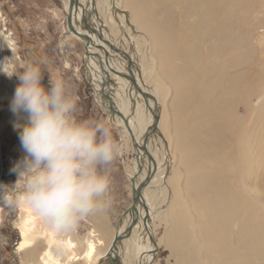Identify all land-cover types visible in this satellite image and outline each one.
Returning <instances> with one entry per match:
<instances>
[{"label":"rangeland","instance_id":"rangeland-1","mask_svg":"<svg viewBox=\"0 0 264 264\" xmlns=\"http://www.w3.org/2000/svg\"><path fill=\"white\" fill-rule=\"evenodd\" d=\"M205 1L213 9L223 31L228 35L236 34L239 42L225 48L223 55L215 61V72L208 75L211 77L208 86L200 92L197 86L201 78H193L192 68L183 61L185 52L182 51V56L178 54L182 41L178 37L180 26L173 0H134L136 8L128 2L125 4L127 9L134 10L143 27L144 21L148 23L157 39L160 37L161 50H166L163 76L173 89L162 100V124L169 137L174 171L179 173V195L187 205H181V214H193L191 224L194 232L200 223L195 211L210 203L214 205L232 198L241 202L239 197H243L245 206L253 205L260 217L264 215V0H250L247 4L238 0ZM162 6L165 11L161 14ZM67 13L63 0H0V53L3 54L0 65L9 75L22 70L27 62L39 65L44 73L42 83L45 86L49 77L53 80L63 78L69 90L78 97L76 118L106 122L112 127L114 137L122 138L126 144V150L110 166L111 206L104 212L85 217L70 235L60 234L64 238L69 235L81 245L83 257L85 241L91 231H96L104 242L98 253H103L110 243L118 220L131 205L130 184L134 182L135 185L134 171L139 163L128 138L109 122L106 112L97 102L92 83V90L88 85L84 45L64 37ZM166 15L172 22L167 23L166 18L163 19ZM132 27L135 25L126 19L123 35L127 38L129 30L133 36L140 35ZM212 42L221 44L217 37ZM201 43L203 48L208 41L202 38ZM124 45L117 46L120 55L137 67L139 64L136 58L133 59L134 50ZM4 73L0 72V75ZM11 79L15 89L19 81L15 76ZM231 82H240L241 94L230 105L219 106L221 90ZM8 83L9 79L3 76L0 81V184L3 185L16 182L17 175L11 170L24 155L19 133L14 128V123L23 121H18L10 110L12 90ZM257 105L263 108L256 114L254 108ZM197 168H202V173H192ZM210 185L220 187L216 194ZM9 191L5 189L0 194V202H6L0 213V264H23L22 255L17 250L21 212L14 200L9 202L6 199ZM195 205L198 209H192ZM169 227L170 223L165 218L161 225L155 221L149 229L155 244L151 255L154 264H174L165 240ZM101 231L104 234H100ZM58 255L59 252L54 251V256ZM58 258L61 260L64 256Z\"/></svg>","mask_w":264,"mask_h":264},{"label":"bare ground","instance_id":"bare-ground-1","mask_svg":"<svg viewBox=\"0 0 264 264\" xmlns=\"http://www.w3.org/2000/svg\"><path fill=\"white\" fill-rule=\"evenodd\" d=\"M77 1L75 9L74 0H63L70 14L68 23L78 33L66 32L64 37L84 45L88 75L97 102L106 112L109 122L128 138L138 155V158L134 156L139 165L134 171V176L138 172L135 185L134 182L130 184L131 203L132 190L139 193V198L134 209L127 210L118 220L103 253H98L104 246L103 239L96 231H91L85 241L83 257L80 254L81 245L68 237L70 233L65 238L53 234L31 209L19 205L21 214L17 250L22 255L23 264H74L79 261L84 264H154L151 255L155 244L149 229L155 221L161 225L165 218L170 223L165 240L174 264H264V215L260 217L253 205L245 206L243 197H239L241 202L232 198L214 205L210 203L201 209L197 205L192 206V209H198L195 213H198L197 222L200 221L196 232L191 224L193 214H181V205H187L179 195V173L174 171L169 137L162 124V100L173 89L163 76L166 50H161L160 37L157 39L148 23L144 21L143 27L136 19L134 10L127 9V2L137 7L134 0ZM249 1L238 0L244 4ZM206 3L205 0H173L172 3L177 10L180 26L178 37L182 41L178 54L182 56L185 52L183 61L192 68L193 78H201L197 86L199 92L208 86L211 80L208 75L215 72V61L223 55L225 48L239 42L236 34L228 35L223 31L213 9ZM160 9L162 14L164 7ZM165 18L167 23L172 22L169 16ZM126 19L135 25L132 28L140 35L133 36L130 30L127 32L128 38L123 35ZM216 37L221 44L212 42ZM202 38L208 44L212 43L202 48ZM122 43L134 50L133 59L136 58L139 64L137 67L120 55L117 46ZM0 72H5L1 65ZM5 73L0 75V81L3 76L9 79L8 88L12 90L13 97L15 89L12 79ZM240 92V82H231L221 90L219 106L230 105L236 96H240ZM262 105L254 108L256 114L263 108ZM1 143L0 136V150ZM199 171L202 173V168L192 173ZM203 182L206 183L205 180ZM210 188L215 193L220 187L210 185ZM5 203L0 202V213ZM100 234L104 233L101 231ZM115 237L117 241L112 245ZM54 251L64 259L55 257Z\"/></svg>","mask_w":264,"mask_h":264},{"label":"clouds","instance_id":"clouds-1","mask_svg":"<svg viewBox=\"0 0 264 264\" xmlns=\"http://www.w3.org/2000/svg\"><path fill=\"white\" fill-rule=\"evenodd\" d=\"M17 84L10 102L18 121L23 157L12 172V185L0 184L6 199L32 210L53 234L75 231L90 214L112 204L110 166L126 150L121 138L104 121L78 120V97L63 78L49 77L39 65L27 62L13 73Z\"/></svg>","mask_w":264,"mask_h":264},{"label":"water","instance_id":"water-1","mask_svg":"<svg viewBox=\"0 0 264 264\" xmlns=\"http://www.w3.org/2000/svg\"><path fill=\"white\" fill-rule=\"evenodd\" d=\"M77 5H78V1H77V0H74V8H75V9L77 8ZM69 17H70V14H68V13L65 14L64 23H65V27H66V29H67V32H70V33H73L74 35H77V34H78L77 31H74V30L71 28V26L69 25V23H68ZM87 81H88V85H89V87H90L91 90H92L89 75H87ZM129 135H130V133H129ZM130 137H131V136H130ZM137 175H138V172L135 174L134 177H137ZM138 192H139V191H138ZM132 194H133V197H132V203H131V206L129 207L128 211L134 209L135 204H136V202L138 201V198H139V197H138V196H139V193H134V191L132 190ZM116 241H117V237H115V238L113 239V241H112V245L115 244ZM110 250H111V249H110Z\"/></svg>","mask_w":264,"mask_h":264}]
</instances>
